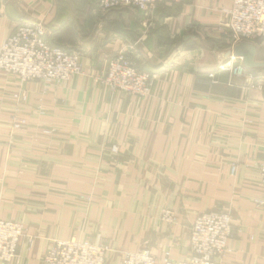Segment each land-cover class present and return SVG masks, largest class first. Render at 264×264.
<instances>
[{"label": "crops", "instance_id": "1", "mask_svg": "<svg viewBox=\"0 0 264 264\" xmlns=\"http://www.w3.org/2000/svg\"><path fill=\"white\" fill-rule=\"evenodd\" d=\"M232 3L113 8L106 36L95 0H0V44L20 23L41 21L50 44L85 50V75L69 81L19 84L0 72V220L26 235L0 264H43L51 242L71 239L107 246L105 264L143 248L182 261L192 223L210 210L233 218L217 264H264V84L218 69L242 64L220 34ZM85 27L98 29L93 47L80 40ZM247 43L259 65L245 69L264 78V43ZM124 49L153 77L144 98L100 83L107 58ZM15 115L22 131L11 130Z\"/></svg>", "mask_w": 264, "mask_h": 264}, {"label": "built area", "instance_id": "2", "mask_svg": "<svg viewBox=\"0 0 264 264\" xmlns=\"http://www.w3.org/2000/svg\"><path fill=\"white\" fill-rule=\"evenodd\" d=\"M168 0H96L102 11L117 7L137 9L153 8ZM227 23L220 30L231 45L261 40L264 43V0H233L227 12ZM44 29L39 23H21L0 44V71L14 75L18 82L41 80L45 82L65 81L80 74L81 67L76 54L49 45L44 38ZM129 52L120 50L107 58V69L103 83L111 91H122L131 95H146L151 78L139 71L131 61ZM234 76L244 77L248 83L263 86L264 78L255 76L241 63L226 62L219 66ZM256 86V87H257ZM23 99V98H22ZM116 151V149L114 148ZM234 169L232 168V172ZM259 184L264 189V156L258 168ZM264 204V200L258 202ZM161 220L173 223L175 214L164 209ZM233 234V218L222 210H210L198 214L189 230L188 256L174 261L169 252L157 258L143 248L126 252L120 264H217L229 254L227 241ZM26 235L21 224L0 220V262L9 263L16 256L19 242ZM31 245L32 238H27ZM107 246L80 242L75 239L55 240L45 252L43 264H105Z\"/></svg>", "mask_w": 264, "mask_h": 264}, {"label": "rangeland", "instance_id": "3", "mask_svg": "<svg viewBox=\"0 0 264 264\" xmlns=\"http://www.w3.org/2000/svg\"><path fill=\"white\" fill-rule=\"evenodd\" d=\"M160 5V4H159ZM156 7V6H155ZM118 8V7H117ZM119 8H121V7H119ZM154 8V7H153ZM96 9L97 10H94L95 12H96V14L98 15V13H100L99 14V16H97V20H96V23H97V28L98 27H100V29H102L103 31L102 32H104L105 33V35L107 36V11H102V10H100V8H98V7H96ZM99 11V12H98ZM23 23H39V24H41L42 25V27H43V29H44V34H45V36H44V38H45V40H46V42L49 44V45H51V46H53V47H57V48H61V49H63V50H65L66 52H68V53H71V54H76L77 56H78V61H79V64H80V67H81V72H80V74H75V75H73V76H71L69 79H67V80H65V81H69L72 77H74V76H79V75H85V73H84V70L82 69V66H81V63H80V57L82 56V52L84 51L85 52V50H83L82 48H80L81 49V51L78 49V51L77 50H74V49H76V48H74L73 46H58V45H55V44H50L49 42H48V40H47V37H50L51 36V31H50V29L48 28V27H46L44 24H43V22H41V21H35V22H22V24ZM19 25H21V23L19 24ZM19 25H17V26H19ZM16 26V27H17ZM15 27V28H16ZM82 29H84V30H87L88 29V31H84V32H80L81 33V36H80V40L81 41H83L85 44H87L88 46L87 47H93V46H95L96 44H98V42H99V39H96L95 37H94V33H96L97 31H98V29H94V28H91V27H85V28H82ZM15 30V29H14ZM13 30V31H14ZM13 31L11 32V34L13 33ZM10 34V35H11ZM9 35V36H10ZM8 36V37H9ZM7 37V38H8ZM255 41V40H254ZM253 41V42H254ZM83 50V51H82ZM126 52H129V50H127V49H124ZM116 54V53H115ZM131 56V55H130ZM131 59V61L134 63V65H135V67L139 70V71H142V70H140V68H139V66L135 63V60L133 59V57H131L130 58ZM107 61V60H106ZM106 69H107V62H106ZM0 72H2V71H0ZM142 72H144V71H142ZM4 73V72H3ZM105 73H106V70H105V72L103 73V75H102V77H101V80H100V83L104 86V87H106L107 88V86L103 83V78H105ZM144 73H146V72H144ZM6 74V73H5ZM7 75H9V74H7ZM233 75V74H232ZM253 75H255V74H253ZM10 76H13L15 79L17 78L16 76H14V75H10ZM256 76V75H255ZM150 77H152V76H150ZM16 80H18V79H16ZM34 81H37V82H44V83H51V82H45V81H41V80H34ZM63 81V80H62ZM27 82H33V80H31V81H25V82H22V83H27ZM52 82H57V81H52ZM152 82H153V77L151 78V84H152ZM19 84H21V82H19ZM151 84H150V86H148L149 87V89H150V87H151ZM257 86V85H256ZM258 87V86H257ZM148 89V90H149ZM113 92H115V91H113ZM122 92V91H121ZM148 93H149V91H147L146 92V95H144V96H140V95H131V94H129L130 96H133V97H135V98H144L145 96H147L148 95ZM128 94V93H127ZM22 97V96H21ZM20 97V95L19 94H15L14 96H13V98L14 99H16V101L17 102H22L23 101V99ZM9 122H10V126H11V130H12V132H19V131H22L26 126H27V122L24 120V119H20V118H18V116L17 115H15V116H11V118L9 119ZM114 148L116 149V151L114 150ZM112 151L113 152H117V147H112ZM262 161V160H261ZM260 165V164H259Z\"/></svg>", "mask_w": 264, "mask_h": 264}, {"label": "water", "instance_id": "4", "mask_svg": "<svg viewBox=\"0 0 264 264\" xmlns=\"http://www.w3.org/2000/svg\"><path fill=\"white\" fill-rule=\"evenodd\" d=\"M255 51L256 47L253 44L241 42L228 50V57L233 55L235 58L241 59L244 68H256L259 64H256L253 60ZM222 64L224 63L221 62L219 66Z\"/></svg>", "mask_w": 264, "mask_h": 264}, {"label": "trees", "instance_id": "5", "mask_svg": "<svg viewBox=\"0 0 264 264\" xmlns=\"http://www.w3.org/2000/svg\"><path fill=\"white\" fill-rule=\"evenodd\" d=\"M96 1V0H95ZM167 3V2H166ZM158 6H165V4H160V5H158Z\"/></svg>", "mask_w": 264, "mask_h": 264}]
</instances>
